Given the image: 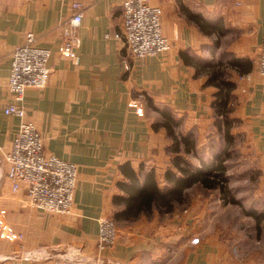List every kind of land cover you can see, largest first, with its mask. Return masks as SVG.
<instances>
[{
    "label": "crops",
    "instance_id": "0c3cea01",
    "mask_svg": "<svg viewBox=\"0 0 264 264\" xmlns=\"http://www.w3.org/2000/svg\"><path fill=\"white\" fill-rule=\"evenodd\" d=\"M79 1L83 17L78 61L72 63L58 50L61 23L73 14L71 0H0V146L10 147L20 122L4 112L13 100L11 52L31 31L37 45L50 49L51 73L44 88L26 89L24 119L37 127L46 152L78 167L72 211L57 214L30 205L24 187L13 190L7 165L0 162V209L23 235L9 241L0 233V264H25V252L58 245L80 249L84 264H264V81L257 71L264 0H150L162 7V30L171 47L143 59L114 37L123 0ZM187 10L217 21L220 32L201 31ZM221 79L235 85L226 106L229 133L241 134L248 145L256 175L245 187L257 208L244 207L240 195H234L239 204L224 202L218 188L195 184L170 212L116 220V243L100 251L98 221L113 218V195L122 194L117 182L124 179L120 165L152 167L160 186L172 167V139L156 108L168 109L178 120L176 131L191 133L198 150L215 136L222 139V117L214 105ZM139 94L142 116L134 103ZM186 156L198 165L195 155ZM242 220L250 226L238 225Z\"/></svg>",
    "mask_w": 264,
    "mask_h": 264
},
{
    "label": "built area",
    "instance_id": "2783aa9c",
    "mask_svg": "<svg viewBox=\"0 0 264 264\" xmlns=\"http://www.w3.org/2000/svg\"><path fill=\"white\" fill-rule=\"evenodd\" d=\"M71 7L72 16L61 23L62 41L58 50L72 63H76L78 57L75 49L80 43L77 29L83 17V5L79 0H71ZM162 13L161 5L153 4L150 0H123V17L114 37L119 38L126 50L138 59L167 52L171 42L162 30ZM36 41L35 34L28 31L23 42L11 52L8 88L13 100L4 107V112L18 116L20 122L10 147L4 149L0 146V162L7 165L6 176L11 181L12 189L25 188L30 205L45 212L67 214L71 213L73 207L78 167L72 161L46 152L39 130L32 121L24 119L22 101L26 89L44 88L51 73L48 64L50 49L37 45ZM257 71L264 81V35L257 58ZM241 78L250 79L249 75ZM143 101L142 94L134 99L139 116L144 115ZM4 215L5 210L0 209V233L3 237L9 241L22 238V233L6 223ZM98 226L97 248L101 251L112 247L117 240L115 220L101 217ZM24 259L28 261L25 264L85 263L84 258H79L71 250L52 253L46 248L25 252Z\"/></svg>",
    "mask_w": 264,
    "mask_h": 264
},
{
    "label": "trees",
    "instance_id": "16d2710c",
    "mask_svg": "<svg viewBox=\"0 0 264 264\" xmlns=\"http://www.w3.org/2000/svg\"><path fill=\"white\" fill-rule=\"evenodd\" d=\"M186 13L201 31L207 34L211 31L220 32L217 21L209 20L203 15L189 10ZM181 56H183L185 61L191 62L184 52H181ZM208 66L210 68V63L205 62L204 67L208 68ZM215 76V72L211 73V79ZM218 86L219 89L215 93L214 105L216 112L222 117V121L221 123L217 122V126L218 128L223 127L222 135L228 143L232 141L233 136L229 133L231 122L226 115V106L229 91L235 85L221 79L218 82ZM156 109L163 116L162 124L172 139L170 149L172 152V167L166 169L164 174L166 182L163 186H160L152 167H146L141 164L138 170H135L129 163L120 165L124 179L117 182L122 194L113 195V204L115 205L113 219L115 221H131L142 214L151 215L156 210L158 212H170L177 203H181L186 199L185 190L195 184H200L204 188H218L224 202L239 204V200L231 194L228 186L227 167L225 164L229 154L227 148L213 153L207 159L198 157L194 148L195 141L192 138V134H182L176 131L178 120L173 117V114L168 109ZM181 144L183 146L182 149L180 148ZM186 154L195 155L198 159V165H194ZM252 214L258 220V216L255 213Z\"/></svg>",
    "mask_w": 264,
    "mask_h": 264
},
{
    "label": "rangeland",
    "instance_id": "374dc122",
    "mask_svg": "<svg viewBox=\"0 0 264 264\" xmlns=\"http://www.w3.org/2000/svg\"><path fill=\"white\" fill-rule=\"evenodd\" d=\"M221 136H222V139L217 136L213 137L212 139H209L204 144L205 146L203 145L199 147L198 150L195 149V151L196 153H199L201 157H203L204 159H207L211 157L213 153L220 152L224 148H227L229 154L227 156L225 164L227 167L226 174L228 177V183L232 186L230 187L228 184L230 192L233 195H240L242 197L241 200L243 202L242 205H244V207L253 206L257 208L258 205L253 204L247 198L250 196L251 193L245 187V185L249 186L253 183V181L255 180V175H256L255 170H251L249 168V165L251 164L250 162L251 158L249 157L250 151L248 150V145L243 140L244 137L241 134L235 133V135H233L232 141L228 143L225 141L222 134ZM188 159L192 162L196 161L194 157H191ZM196 187L194 188L196 189ZM192 192H194V190H192ZM212 196H213V193H212ZM258 209L260 208L258 207ZM238 225H240L243 228L250 226L249 222H246V220H242L241 224H238Z\"/></svg>",
    "mask_w": 264,
    "mask_h": 264
},
{
    "label": "water",
    "instance_id": "95a60500",
    "mask_svg": "<svg viewBox=\"0 0 264 264\" xmlns=\"http://www.w3.org/2000/svg\"><path fill=\"white\" fill-rule=\"evenodd\" d=\"M46 249H49V251L52 253H64V252L71 250V252L76 253L79 258L85 259V257L83 256V254L81 253L80 250H75V249L71 248V246H69V245H58L55 247H46ZM22 254L19 253V254H17V256H20V255L22 256ZM101 264H111V263H108L107 261H102Z\"/></svg>",
    "mask_w": 264,
    "mask_h": 264
}]
</instances>
